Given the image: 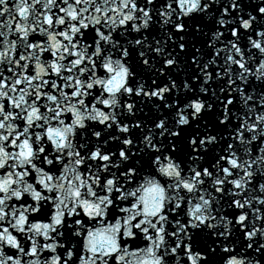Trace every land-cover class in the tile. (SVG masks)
I'll return each instance as SVG.
<instances>
[{"label": "snow or ice", "instance_id": "6c2138e0", "mask_svg": "<svg viewBox=\"0 0 264 264\" xmlns=\"http://www.w3.org/2000/svg\"><path fill=\"white\" fill-rule=\"evenodd\" d=\"M0 264H264V0H0Z\"/></svg>", "mask_w": 264, "mask_h": 264}]
</instances>
